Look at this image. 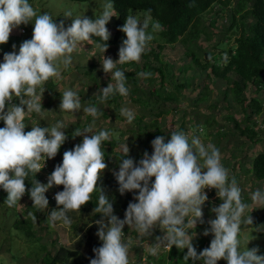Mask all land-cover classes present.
Segmentation results:
<instances>
[{
    "label": "clouds",
    "instance_id": "clouds-1",
    "mask_svg": "<svg viewBox=\"0 0 264 264\" xmlns=\"http://www.w3.org/2000/svg\"><path fill=\"white\" fill-rule=\"evenodd\" d=\"M150 13L151 10H147L143 21L134 15L126 17L120 28L126 39L119 48L118 60L103 55V71L111 73L114 83L110 82L94 94L97 104H104L117 93L128 96L127 77L117 65L139 63L154 39L153 33L162 30L158 21H152ZM72 15L70 10L64 13L66 18ZM113 16V4L108 2L103 5L98 18L78 16L65 28L62 21L57 24L48 13L38 14L29 0H0V45L9 41L13 29L34 21L32 38L20 45L18 54L15 51L4 54V62L0 63V120L5 124L0 128V187L7 192L6 205L16 206L27 191L33 207L43 212L49 206L45 193L53 185H62L63 191L55 195L59 210L51 211L47 220L53 225L62 222L70 226L72 220L68 213L80 212L81 207L91 201L92 194L99 193L94 212L103 217L96 221L102 246L93 249L95 258L90 264H131V242H125V225L134 228L139 238L151 236L157 226L165 233L149 248L152 256H158L161 249L170 251L175 246L181 251L187 249L185 261L217 264L223 259L227 264H264V255L257 254L258 248L248 249L251 240L246 236L243 240L245 247H241L242 226L253 224L251 215H245L250 205L243 201L242 189L222 164L219 149L213 144L205 145L197 136L189 140L183 131H173L167 142L164 136H157L151 142L153 154L149 157L145 152L139 166H135L131 158L122 159L119 171L114 172L119 192L138 190L135 197L138 202L128 205L123 220L114 215L112 202L103 188L98 187L107 168L103 144L110 139L111 133L108 130L93 132L95 121L103 112L96 104L83 106L80 96L71 89L63 92L60 110L74 114L83 108L93 121L83 131L75 130L73 136L82 135L83 142L64 152L62 164L55 167L48 183L42 184L35 179L46 160L57 155L68 137L61 121L47 128L37 124L25 132V119L32 113L45 118L47 111L42 108L44 85L50 78H61V66L68 68L75 51L83 48L85 43H94L92 36L102 41L96 44V48L103 54L107 51L111 34L106 25ZM224 62L227 63L226 54ZM138 75L148 77L151 73ZM13 97L19 98L20 106L11 105L5 111ZM120 115L126 117L129 124L135 118L134 112L128 108H122ZM87 133L94 134L89 136ZM122 149L126 157L129 153L127 144ZM30 176L32 187L28 190L25 180ZM153 177L154 183L150 185ZM206 188L215 189L222 203L212 209L216 218L208 221L214 239L210 247L198 254L192 243L195 232L189 235V230L195 229L197 221L204 222L202 205L208 199ZM251 200L264 208V191L257 189ZM208 234L206 230L204 235Z\"/></svg>",
    "mask_w": 264,
    "mask_h": 264
},
{
    "label": "trees",
    "instance_id": "trees-1",
    "mask_svg": "<svg viewBox=\"0 0 264 264\" xmlns=\"http://www.w3.org/2000/svg\"><path fill=\"white\" fill-rule=\"evenodd\" d=\"M75 3H87L91 0H70ZM113 4L115 16L111 18L113 21V32H110V39L107 41L108 48L118 46L124 33L120 31L125 19L131 15V11H137L145 16L147 10H151L152 21H158L162 30L159 34V44L157 51L154 48L146 50L142 55L146 62L142 68L136 69L135 72L125 73L127 77L126 86L132 94L130 102L138 109H144L145 115L139 116L135 114V109L131 106L130 110L134 112L135 120L138 128L130 131L137 139L134 143L128 139L126 144L129 148V153L124 157L121 138L126 134L123 129H116L114 127L102 126L93 129L94 133L100 130H108L111 135L108 141L104 142V146L108 145L110 148H104L105 161L113 162L116 167V172L119 171L118 162H122L124 158H131L134 162L139 160L145 152L150 156L153 154L151 142L157 136H164L165 142L170 140V134L173 131L166 132L163 128L167 117L174 113L179 115V125L177 130L183 131L186 134L192 135L194 133L197 137L208 138V144H213L219 149L221 153V162L226 168H231L232 159L234 157L224 156L225 152L229 151L232 142L240 143L242 147H247V154L244 157L246 161L245 171L259 182L264 183V151H253L260 143L264 141V128L258 123V119L264 113V0H107ZM237 3V8L232 9V5ZM218 11L215 16L211 18L209 26H203L204 16L210 13L215 7ZM137 13V14H138ZM228 15L229 26L222 31L225 35L224 40H219L215 45V51L207 52L199 46V41L205 36V41L208 42L212 38L209 30L216 27L219 16ZM241 29V35L235 39V45L224 49L231 42V37L237 35V30ZM25 30V29H24ZM151 30V24L149 26ZM91 39L95 44L102 43L99 37L92 36ZM155 42V40H152ZM181 42L185 47L186 56L191 58V64H185L181 69L182 77L175 76L169 67L172 65L165 64L161 59L163 49L168 45H175ZM227 55V63L224 62V56ZM0 63H3L4 54H1ZM154 59L161 63L160 66L153 65L150 59ZM86 69H90V74L95 69L92 63ZM140 72L151 73L148 77H141L139 79L137 74ZM189 73L193 75L188 76ZM92 82L96 83L98 87L99 81L94 77H90ZM199 78L198 83L196 79ZM51 79V78H50ZM131 80L128 86V81ZM47 85V92L51 93L55 89V83L52 82ZM97 81V82H95ZM216 87L211 88L210 84ZM89 87L88 83L84 84ZM149 86V89L146 87ZM133 87V88H132ZM196 89H199L197 98L192 97ZM213 90L219 92V99L213 103L210 102V93ZM190 92V94H189ZM125 99L124 96L118 93L110 97L105 103L113 105L116 111L121 109V102ZM221 99V100H220ZM87 102L96 104V97L87 96ZM192 103L187 105V101ZM13 104H14V100ZM222 102L220 112L211 111L210 114L199 110L202 104L210 103L209 110H217L218 104ZM16 104V103H15ZM20 106V103L18 104ZM25 107V111L26 106ZM37 114L33 113V117ZM86 119L83 123H78L74 129L83 131L91 121L90 117L85 115ZM108 117V116H106ZM150 118V123L145 119ZM264 122V117L262 118ZM34 124H38L36 118L33 120L29 117L25 119V132L31 131ZM92 123V121H91ZM99 125V124H98ZM47 128L49 125H39ZM71 126V125H70ZM5 127V124L0 120V128ZM148 128L155 129V132L148 133ZM165 129V130H164ZM94 133H87L91 136ZM120 135L119 137L117 136ZM145 136V138H143ZM190 139V137H189ZM75 144L83 142V136H75ZM226 143L228 146H226ZM207 144V145H208ZM226 146V148H225ZM120 148V150H118ZM142 148V149H141ZM142 150L138 152L139 150ZM253 149V150H252ZM69 151L65 145L61 146L59 152L61 156L57 155L49 159L48 176L37 173L35 179L42 184L48 183V178L57 166V162L63 160V154ZM236 159V157H235ZM62 164V163H61ZM241 165V163H238ZM245 167V166H244ZM249 167V168H248ZM32 177L25 180L26 188L28 190L32 187ZM154 183V182H151ZM150 183V185H151ZM58 188L59 192L63 191V186L53 185L52 188ZM98 187H102L104 193L108 196L113 204L114 212L120 220L125 218L127 207L130 203H137L135 199L138 196V190L119 192V184L115 178L114 172H104L101 175ZM46 192V193H47ZM213 194L209 197H213ZM49 196V195H48ZM46 196V197H48ZM99 193H93L92 199L83 206V214H90L93 212L89 226L80 228L73 226L77 230V239L71 247L60 246L55 253L47 251L46 247L42 249L45 255L42 258L43 264H88L90 260L95 258L93 249L102 246V241L97 236L99 226L96 224L97 220L102 219V215L94 212V208L98 205ZM28 198L31 201L29 207L32 213L23 212L19 219L14 222V227L25 234L29 238H36L34 230L35 224L39 219L45 221L43 212L33 207V201L29 193L26 191L21 198ZM208 197V199H209ZM7 192L0 187V203L5 206V213H11L16 216L18 213L19 202L14 207H8L5 203ZM243 198L245 203L250 200ZM50 198L49 205L55 204ZM215 200V201H214ZM214 200H209L208 205L211 209L218 207L222 201L217 197ZM29 208V209H30ZM72 220V212L68 213ZM35 217V219H33ZM105 223L107 220L105 219ZM199 227H208L207 223H200ZM129 226L125 225L124 234L129 233ZM81 232H83L81 234ZM81 235H80V234ZM161 236H159L160 238ZM38 240V238H36ZM39 241V240H38ZM146 238L142 239V242ZM193 246L199 254L205 248L210 247V241L204 237H198L192 241ZM88 250L89 256H85L82 251ZM187 254V249L183 251L172 246L169 255L171 262L177 264H203V261L184 260Z\"/></svg>",
    "mask_w": 264,
    "mask_h": 264
},
{
    "label": "rangeland",
    "instance_id": "rangeland-1",
    "mask_svg": "<svg viewBox=\"0 0 264 264\" xmlns=\"http://www.w3.org/2000/svg\"><path fill=\"white\" fill-rule=\"evenodd\" d=\"M108 2L109 1L107 0H91L87 3H75L70 0H29V3L34 7V9L37 10L38 14L48 13L52 16L54 22H56L57 24L62 21L65 28L70 26L72 23V19H75L78 16H86L93 20L95 18H98L103 12V5ZM237 5V3H234L231 8H237ZM68 10L72 11L73 13L71 18H66L64 16L65 11ZM217 11L218 7L216 6L212 11H210V13L205 14L203 26H209L211 18L215 16V13ZM137 13V11H131V15L137 16L141 21H143L145 16L143 14ZM115 14L116 13L114 11V16ZM229 24L230 23L228 22L227 13H225L223 17L219 16L216 27L209 30L212 38L210 39V41L206 42L205 36H203V39L199 41V46H201L202 49L207 52L215 51V45L219 42V40L221 41L225 39V35L222 34V31L225 30L226 26H229ZM106 27L109 31L113 32V21L111 19ZM33 28L34 21L30 22L27 25H20L18 28L13 29L10 34L9 41L6 44L0 45V59L2 57L1 54L11 53L13 51L18 54L20 45L25 40H29L32 38ZM151 31L152 29L149 30V32ZM160 32L161 30L153 33V40H155V42L151 41L148 49L154 48L156 51L158 50L157 45L159 43L157 41L160 40ZM240 35L241 29H238L237 35L231 37L232 39L230 44L228 46H224L223 48L228 49L229 47L235 45V39ZM124 39H126L125 34L122 36V39L120 40L118 46L108 48L104 54L96 48L95 43H85L83 45V48H79L77 51H75L72 54V64L66 69L61 66V78H51L44 85L45 92L42 98V108L47 111L45 113V118L41 119L38 115L36 117H33V113L28 116L32 120L33 118H36V121L39 125H45V123H47L49 127L54 126L58 121L63 122V124L65 125V129H63V131L68 137L63 145H65L68 150H73L74 147L79 144H75L74 142V129L75 127H77L76 125L78 123L81 124L85 121V115L87 114L83 112V108L79 112H76L74 114L61 111L60 103L63 92L68 89L75 91L80 96L82 105L88 106L90 103L85 100L87 96L95 98L96 96L94 94L107 87L110 82L114 83V81L111 80V73L107 74L103 71V55L106 58H112L114 61L118 60L119 48ZM13 45H15V48H13ZM161 59L165 64L172 65L171 67H169V70L172 71L175 76H179V78L182 77V73H180L179 69H181L185 64H191L192 62L191 58L186 56L185 47L181 44V42L175 45L166 46L161 53ZM150 60L155 66L161 65V63L155 61L152 58ZM145 62L146 59L142 57L139 63L128 62L125 64H118L117 68L124 71L125 73L135 72L136 69L142 68ZM92 63L95 65V69L92 71V74L89 75L91 71L90 69L86 68ZM190 75H193V73L188 74V76ZM90 77H94L95 80L97 79V81H99L98 87H95L96 83L92 82ZM137 77L141 79V76H139L138 74ZM52 79V82L55 83V89L53 90V92L49 93L47 92V85L49 82H51ZM196 81L199 83L200 79L197 78ZM86 82L88 83L89 87H86L84 85ZM130 82L131 80L128 81V86L130 85ZM210 87L214 89V87L216 86L211 83ZM146 88L149 89V86H147ZM199 91V89H196L192 97L197 98ZM131 95L132 94L129 92L128 96L123 99V101L121 102V109H129V107L132 106L135 109V114H138L139 116L145 115L144 109H138L137 107L132 105L133 102H130ZM219 96V92L217 90H213V92L210 93V102H216L219 99ZM13 100L14 104L13 101H11L10 105H6L5 111H7V108L9 106H18V104L20 103L19 98L13 97ZM191 103L192 102L190 100L187 101L188 106H190ZM209 105L210 103L202 104L198 109L207 114H210L211 111L220 112L219 110L222 107V102L218 104L217 110H209ZM97 107L103 112V115H101L95 121L94 129L98 127L102 128V126L123 129L126 135L120 139L121 144H126V140L128 139H130L133 143L137 140L134 137V134L130 133L131 129L135 130L138 128L135 118L133 122L129 124L126 120V117L120 115L121 109L119 111H116L113 105H109L107 103L99 104ZM179 115H174V113H172L167 117L165 125L163 127L166 129V132L178 129L179 125L177 124H179L178 122L180 120ZM87 116H89L91 118L90 120L93 121V118L90 115ZM263 117L264 113L262 117L258 119V123H260L262 128H264V122L262 121ZM145 120L146 122H151L149 117ZM91 121L89 122V124H91ZM33 125L36 124L33 123ZM146 132L153 133L155 132V129L148 128ZM187 135L188 137H190L189 140H191V138L195 136L194 133H192V135L191 133ZM117 136L119 137L120 135L117 134ZM143 138H145V136ZM199 138L201 139L202 143H204L205 145L208 144V138ZM225 144L226 143H224V145ZM226 146L228 145L226 144ZM103 147L109 149L111 146H104L103 144ZM228 148L229 151L225 152L224 156L230 158L234 157V159H232L231 168H228L230 171V176L235 177L238 186L242 189V196L250 200V202L248 203L250 205V208L245 213V215L250 214L253 219V224L251 226H242V234L240 237L242 240L241 247H245V245L243 244V240L246 236L249 240H251L247 245L248 249L250 250L256 247L259 249L257 254L264 255V208H260V206L253 204L251 200L252 193L257 189L264 191V183H259L252 176V174H247L245 171L246 161L244 157L247 154V147H242L240 143L232 142L230 144V147ZM141 149L138 152L142 151ZM118 150H120V148ZM256 150L258 152L264 151V141L260 143L253 151ZM58 156H61L60 152H58ZM143 158L144 155L139 160L134 162V165L139 166V161ZM105 163L107 164V168L104 170V172H116L115 164L112 161L109 162V160H106ZM120 163L121 162H118L117 165L120 166ZM238 163H241V165H238ZM154 180L155 178L153 177L150 183L154 182ZM58 192V188L54 187L51 189L50 194L49 192L45 193L46 196L49 195L50 198H52L51 200L55 204L52 203L51 206L49 205L48 208L43 211L42 217L45 218L47 224L45 223V221H42V219H39L35 224L34 230L37 234L36 238H38L39 241L36 238L27 237L25 234L18 231L13 225L15 220L19 219L23 212L32 213L31 208L29 207L31 201H28V198L25 197L19 201L18 213L16 216H13V214L11 213L6 214L4 204L0 203V264H43L42 258L46 253L42 249L43 246L46 247L47 251H51L53 253H55L60 246L71 247L77 239V230H75L73 226L76 225L80 228H86L87 226H89L91 218L93 216V212H91L90 214H83V206L81 207L80 212H72L73 218L70 226H65L62 222H56L55 225L48 222L47 218L51 211L59 210L55 200V195ZM213 199V197H209L204 205H202L204 221L203 223H207L208 227L200 228L197 221L195 229L189 230V235L195 232L193 240L198 237H204L211 242V240L214 239V234L211 233L210 225L208 223L209 220L216 218L215 213L208 205L209 200ZM185 223H187V218L185 220ZM257 229H259V231H257ZM206 230L209 231V234L207 236L204 235V232ZM82 233L83 232H81V234ZM164 235L165 233L161 231V229L157 226L153 230L151 236L139 238V234L134 230V228H130L129 233L125 234L124 239L125 242H131V264H177L175 262H171V257L169 255L170 251L168 250L161 249L158 256H152L150 254L149 248L151 247V245L157 242V238L159 236H161L160 238L162 239ZM144 238H146V241L142 242V239ZM82 253L87 257L89 256L88 250H83ZM217 264H227V261L221 259L217 262Z\"/></svg>",
    "mask_w": 264,
    "mask_h": 264
},
{
    "label": "built area",
    "instance_id": "built-area-1",
    "mask_svg": "<svg viewBox=\"0 0 264 264\" xmlns=\"http://www.w3.org/2000/svg\"><path fill=\"white\" fill-rule=\"evenodd\" d=\"M62 163V161H60V162H57V165H59V164H61ZM50 164V161H49V159H47L46 160V162H45V166L41 169V171L39 172L40 174H44L45 176H48L49 174V172H46V170L48 171V165ZM214 190L215 189H205L204 191H205V193L207 194V196L209 197L211 194H213V192H214ZM212 197V196H211ZM218 196H217V194H215V195H213V198L214 199H216ZM213 199V200H214Z\"/></svg>",
    "mask_w": 264,
    "mask_h": 264
}]
</instances>
